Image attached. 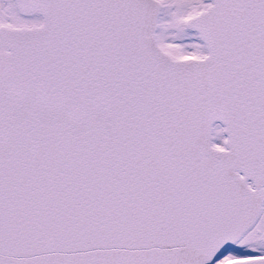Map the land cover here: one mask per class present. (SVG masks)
I'll list each match as a JSON object with an SVG mask.
<instances>
[{"label": "snow or ice", "instance_id": "1", "mask_svg": "<svg viewBox=\"0 0 264 264\" xmlns=\"http://www.w3.org/2000/svg\"><path fill=\"white\" fill-rule=\"evenodd\" d=\"M0 264H264V0H0Z\"/></svg>", "mask_w": 264, "mask_h": 264}]
</instances>
